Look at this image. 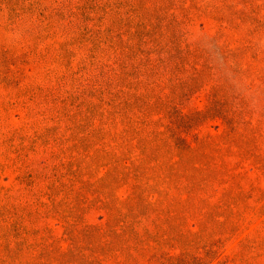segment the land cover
<instances>
[{
	"label": "rangeland",
	"instance_id": "374dc122",
	"mask_svg": "<svg viewBox=\"0 0 264 264\" xmlns=\"http://www.w3.org/2000/svg\"><path fill=\"white\" fill-rule=\"evenodd\" d=\"M0 264H264V0H0Z\"/></svg>",
	"mask_w": 264,
	"mask_h": 264
}]
</instances>
